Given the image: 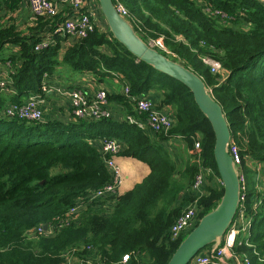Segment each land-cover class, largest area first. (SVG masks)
<instances>
[{
	"label": "trees",
	"instance_id": "16d2710c",
	"mask_svg": "<svg viewBox=\"0 0 264 264\" xmlns=\"http://www.w3.org/2000/svg\"><path fill=\"white\" fill-rule=\"evenodd\" d=\"M23 1L4 0L0 11L16 12ZM114 3L128 10L124 16L146 42H160L169 51L160 50L164 55L203 78L226 113L231 142L239 147L247 177L253 160L264 162V0ZM88 5L85 1L82 10L69 16L64 12L73 9L72 4L56 15L33 13L25 29L15 23L0 26V82L6 78V86L16 92L6 95L0 88V113L5 101L20 104L30 90L44 93L45 76L63 64L100 80L120 79L122 92H108V101L121 102L131 114L138 111L124 94L126 85L131 94L142 95L161 112L171 106L173 127L159 134L164 139L184 136L191 148L193 162L186 169L189 191L186 196L178 191L177 165L166 148L148 129L128 119L75 117L67 123L0 115V264H68L69 251V256L83 258L81 264H167L184 237L222 197L214 131L185 84L138 60L113 37L103 15V21L95 18V31L83 39L55 32L68 18L88 13ZM206 59L218 62L222 70L214 73ZM7 60L11 62L5 64ZM151 91L160 96L158 101L150 99ZM102 137L119 138L122 149L116 156L137 158L148 164L150 172L128 191L90 202L68 216L79 199L111 181L96 143ZM197 141L200 151L195 149ZM209 167L215 172L209 177L212 181L202 194L195 193L194 178ZM246 184L240 212L251 225L247 234L238 236L233 250L249 257L250 264H264V192L256 191L255 178L247 177ZM192 207L198 221L173 239L171 227ZM57 217H70L69 225L52 235H35L38 226ZM126 255L129 260L123 262Z\"/></svg>",
	"mask_w": 264,
	"mask_h": 264
},
{
	"label": "built area",
	"instance_id": "2783aa9c",
	"mask_svg": "<svg viewBox=\"0 0 264 264\" xmlns=\"http://www.w3.org/2000/svg\"><path fill=\"white\" fill-rule=\"evenodd\" d=\"M3 1L4 0H0V5L3 3ZM70 1L71 4L74 5L73 11L82 10L85 1L90 3V5H88L90 9L88 13H80L76 14L72 18H68L63 23L59 24V27L55 30V32L66 36L71 35L83 39L96 29L95 18L97 17V11L94 7V3H96L97 0ZM25 2L31 8L32 13L36 15H56L57 6L52 0H25ZM118 9L123 15H127V10L122 7L121 4L118 5ZM69 15H71V13ZM158 43L161 45L160 42ZM40 48H42V46H39V49ZM215 63L216 65L208 63L213 66L212 70H215L219 66L218 62ZM7 74V71H3L4 76L7 77ZM7 84L9 83L6 78L1 80V90H8L9 92H14L9 89L8 86H6ZM46 84L47 83L42 85L43 91L47 86ZM44 85L46 86L44 87ZM53 90H55L60 95L62 92L66 91L65 97L69 98L70 100L74 117L88 120H99L101 118L113 117V112L109 108L107 90H99L94 94V96H87V98H84L80 92L76 91V89L58 90L57 88H54ZM49 92H52V90H49ZM124 94L127 96L131 104L136 106V109L142 115L140 120L141 124L145 125L144 128L158 135L159 133H168V131L173 127V118L171 115L168 116L167 113L164 114L165 112H161L156 109L153 106L152 102H150L148 99L143 98L142 95L131 94L129 85L125 86ZM40 99L41 101H43L42 98ZM38 100L39 96L37 93L35 96L27 98L26 102H22L20 104L13 102L10 106H8V108H5V110L2 111V114L5 116L16 115L18 117L28 120H43V110L39 105ZM195 140L197 139L195 138ZM97 144L100 145L105 165L111 174V181L108 184H105L100 189L91 191L87 198L79 199L78 204L69 209L68 216H71L72 214L76 213L81 207L86 208L88 203L90 202H93L98 199L108 198L109 196H114L118 194L124 182V174L122 167L116 159V155H118L122 149L121 140L115 137H102L99 138V142ZM200 148L201 144L199 141H197L195 145L196 151H200ZM230 153L235 163L239 166L240 169L242 180V197L240 208H242V202L245 201L247 194V184L242 172L243 157L240 153L239 147L234 142H231L230 144ZM210 175H215V172L212 170V168L209 167L207 170L202 169L196 175L192 182V190L195 193L202 194L206 190L207 182H210ZM240 210L241 209H239L238 216L227 231L222 244L213 253L210 251V249L201 251L191 260L189 264H250L249 257L235 253V251L233 250L238 240V236L245 232L250 226V219L248 218L249 220L246 221L245 217L247 215L244 211L240 212ZM244 220L247 224L244 222ZM197 221V211L195 210V208L192 207L184 214H182L171 227L172 238H179L183 232H186L187 230L191 229ZM69 223L70 217H57L55 218V221L53 223L47 225V228H45L43 225L38 226L35 229V235H52L57 229L60 230L65 226L69 225ZM73 250H77V247H75ZM69 253L70 251L66 254L68 264H81V262L83 261L82 257H76L71 255L69 256ZM128 260L129 256H124L123 262H126ZM92 264L99 263L92 262Z\"/></svg>",
	"mask_w": 264,
	"mask_h": 264
},
{
	"label": "water",
	"instance_id": "95a60500",
	"mask_svg": "<svg viewBox=\"0 0 264 264\" xmlns=\"http://www.w3.org/2000/svg\"><path fill=\"white\" fill-rule=\"evenodd\" d=\"M113 37L123 44L138 60L144 61L160 72L178 79L193 94L201 112L209 121L215 135L214 158L223 187L217 205L203 215L189 231L167 264H189L202 250L210 247L213 253L223 242L241 206L242 180L230 144L232 133L222 105L215 99L206 82L190 68L164 55L152 47L135 30L119 11L114 0H97ZM47 228V225L44 226Z\"/></svg>",
	"mask_w": 264,
	"mask_h": 264
},
{
	"label": "crops",
	"instance_id": "0c3cea01",
	"mask_svg": "<svg viewBox=\"0 0 264 264\" xmlns=\"http://www.w3.org/2000/svg\"><path fill=\"white\" fill-rule=\"evenodd\" d=\"M54 3L57 6V12H63L65 7L68 8L69 5L71 6L70 0H53ZM97 2L94 3V7L97 10ZM73 12V9H68L66 12H64L65 16H68L70 13ZM58 13V14H59ZM101 13V12H100ZM99 16L102 18V13ZM17 16H19V22L22 24L19 26V28L25 29L27 28L33 21L32 11L31 8L28 6V4L25 2V0L21 3L20 8L16 11ZM14 16V15H13ZM97 18H99L97 16ZM5 21V20H4ZM98 24H101L99 21ZM103 27V26H102ZM52 32H47V34H51ZM46 34V35H47ZM63 35V34H60ZM64 36V35H63ZM66 44H63L65 47ZM60 78L58 77H51L50 81L54 84H60L64 83V81H59ZM120 79L117 78H104L102 80L99 79L98 76L87 73V75H81L79 78H73L71 83H67L69 88H76L80 87L84 89L86 94L88 96H92L96 93V91L100 89H107L109 93H119L122 92V82L119 81ZM54 84H51L53 87ZM46 98L45 103H42L41 108L43 109V118H55L58 120H61L63 122H70L73 120L74 114L72 112V108L70 106L69 98L65 96H59L60 98H57V102L53 101L52 98ZM149 97L152 101H158L160 96L153 91L149 93ZM161 108L160 106H158ZM169 108H164L163 111L168 113L169 115L173 116V110L171 106H168ZM109 108L113 112V118L118 119L121 117L122 119H128L129 122L134 123L141 128H144L145 125L141 124V116L139 114H131L132 111H129V108L126 105H123L119 101L109 102ZM135 111V109H134ZM137 113V111H135ZM139 113V112H138ZM136 116L137 118H135ZM149 131V130H148ZM150 132V131H149ZM152 134V138L158 140L159 143H161L162 146H164L169 152V155L171 156L172 160L177 165V172L175 177L177 178L178 183V191L181 192V196H186L187 191H189V174L187 172V167L189 164L193 162V154L191 151V148L189 147L186 139L184 136L176 135L168 139L162 138L160 134ZM97 141L96 143H98ZM118 163L122 167L123 174H124V182L120 188V193H124L131 189L136 183L140 182L149 172L150 168L147 163L138 160L137 158L130 157V156H117L116 157ZM262 171V170H260ZM261 174V173H259ZM264 184L260 183V178L258 177L256 179V188L257 187H263ZM249 217L246 216L245 219L248 221ZM244 220V222L246 223ZM247 224V223H246ZM250 227V226H249Z\"/></svg>",
	"mask_w": 264,
	"mask_h": 264
},
{
	"label": "rangeland",
	"instance_id": "374dc122",
	"mask_svg": "<svg viewBox=\"0 0 264 264\" xmlns=\"http://www.w3.org/2000/svg\"><path fill=\"white\" fill-rule=\"evenodd\" d=\"M97 2V1H96ZM121 6L122 7H124L122 4H121ZM125 8V7H124ZM126 9V8H125ZM127 10V9H126ZM97 16L100 18V19H102L100 16H99V13H100V7H99V4H98V6H97ZM0 23H2V24H0V26L1 25H4L5 23H15L18 27L19 26H21L22 24H20V23H18L17 24V22L16 21H18L19 22V16H17V14H16V12H14V11H12L11 13H9V11L8 12H5V11H0ZM101 14V13H100ZM127 14H128V10H127ZM14 15V16H13ZM102 16V15H101ZM5 20V21H4ZM100 21V20H99ZM102 21H103V19H102ZM47 35H49V34H47ZM162 39H164L163 37H161ZM148 43L152 46V47H154V48H156V49H158L159 51L160 50H163V51H167L162 45H160L158 42H154V41H151V40H148ZM9 51V48H7L6 49V52H8ZM168 53H169V51H167ZM9 62H11L10 60H7L6 61V63L5 64H9ZM206 62H207V64L208 63H212L213 65H216V63L215 62H213V61H211V60H206ZM220 70H222V66H218L215 70H213V72L215 73V72H218V71H220ZM81 75H87V73L86 72H77V71H75L74 69H72V67L69 65V64H63V65H60V67L58 68V67H56L55 68V70L52 72V74H49V75H47V76H45V79H44V83L43 84H45V83H47L46 85H44V87H45V90H44V93H38V96H39V100H38V102H39V105L40 106H42V103H45V99L46 98H50V97H52V96H54L53 98H52V100L53 101H56L57 102V98H60L59 96H65V92L66 91H64V92H62L61 93V95L60 94H58L55 90H53L54 88H57L58 90H65V89H76V91H78V92H80L81 94H82V96L84 97V98H87V94H86V92L84 91V89H82V88H80V87H74V88H69L68 87V85H67V83H71L72 82V79L75 77V78H79ZM51 77H58V78H60L59 79V81H64V83H60V84H54V83H52L51 81H50V78ZM42 84V85H43ZM51 84H54V86H53V88L51 87ZM12 91H14V89H11ZM49 90H52V92H49ZM8 93H5L6 95H9V94H15L16 92H13V93H11V92H9L8 90H6ZM31 91V92H30ZM29 91V93L24 97V100H23V102H26L27 101V98H29V97H31V96H35L37 93H35L33 90H30ZM86 95H85V94ZM32 98H35V97H32ZM40 98H42L43 99V101H41V99ZM70 101V100H69ZM6 103H4V105H3V107H2V111L3 110H5V108H8V106H10L13 102H11V101H5ZM7 104H9V105H7ZM70 106H71V103H70ZM71 108H72V106H71ZM43 110V109H42ZM2 111H1V113H2ZM138 111V110H137ZM139 112V111H138ZM141 117H142V115L140 114V113H138ZM164 114H166V113H164ZM168 115V114H167ZM169 116V115H168ZM135 118H137L136 116H134ZM263 162V161H262ZM261 161H258V160H253L251 163H250V171L251 172H249V173H247V177L248 178H255V179H257L258 177L259 178H264V173L263 174H259L258 172L260 171V170H263L264 169V162L262 163ZM243 175H244V177H245V181H246V183H247V177H246V175L243 173ZM214 178V177H213ZM212 181V180H211ZM210 181V182H211ZM213 181H214V179H213ZM264 187H257L256 188V191H258V192H260V193H263L264 192ZM256 200L254 201V203L256 204ZM79 220L77 219L76 220V223L78 222ZM250 225H251V220H250ZM248 230H249V228L245 231V232H243L241 235H245V234H247L248 233ZM79 246L80 247H83V244H79Z\"/></svg>",
	"mask_w": 264,
	"mask_h": 264
},
{
	"label": "clouds",
	"instance_id": "9594fccd",
	"mask_svg": "<svg viewBox=\"0 0 264 264\" xmlns=\"http://www.w3.org/2000/svg\"><path fill=\"white\" fill-rule=\"evenodd\" d=\"M42 87V86H41ZM0 115H3L2 113H0ZM3 116H5V115H3Z\"/></svg>",
	"mask_w": 264,
	"mask_h": 264
}]
</instances>
